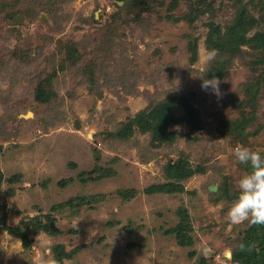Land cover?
I'll return each instance as SVG.
<instances>
[{
    "label": "rangeland",
    "instance_id": "obj_1",
    "mask_svg": "<svg viewBox=\"0 0 264 264\" xmlns=\"http://www.w3.org/2000/svg\"><path fill=\"white\" fill-rule=\"evenodd\" d=\"M262 1L0 0V264H41L54 245L81 247L71 264H250L234 252L263 225L226 213L250 171L232 149L264 157V88L254 103L248 94L261 70L237 58L219 97L201 77L215 60L209 24H231L242 3L259 18ZM175 96L200 125L155 143L139 115ZM166 183L178 187L155 189ZM41 222L57 232H36ZM18 225L31 249L6 230Z\"/></svg>",
    "mask_w": 264,
    "mask_h": 264
},
{
    "label": "trees",
    "instance_id": "obj_2",
    "mask_svg": "<svg viewBox=\"0 0 264 264\" xmlns=\"http://www.w3.org/2000/svg\"><path fill=\"white\" fill-rule=\"evenodd\" d=\"M253 1V0H251ZM157 2L155 0H140L139 6H150L155 9ZM255 4L263 5L262 0H255ZM199 18L198 13L193 12L187 15L186 19L190 23H194ZM264 22V15L256 17L249 9L248 5L242 3L241 8L236 12L233 22L230 24L222 25L218 22L212 21L209 24V31L207 35L206 45L209 50H218V55L212 63L209 75L211 78L222 77L229 74L233 62L237 58H244L246 55L251 56V67L253 70H261L260 74L255 77L251 83L253 89L248 87L249 103L258 101V96L264 88V31H256L252 36L249 35L252 28L260 26ZM253 28V29H254ZM193 59L198 57L197 44L192 47ZM246 87V89H247ZM43 92L42 90L40 93ZM39 93V94H40ZM43 97V93L40 94ZM242 104V102H241ZM184 106L186 109L185 115H179L174 111L176 106ZM141 122L146 124V128L150 129L155 143H161L166 140H171L174 133L170 131V127L177 126L183 123L191 124L195 129L200 125L199 111L190 103L188 98L184 96L170 97L164 101L148 107L139 115ZM176 168H173L174 170ZM181 177L187 178L195 173L193 169L181 167ZM178 186L175 183H166L157 185L156 190H174ZM189 225H179L177 232L180 234L181 243H185L188 236L183 237L184 230L188 229ZM41 229L57 232L48 223H40L36 228V232ZM6 230L9 233L18 236L22 240V245L25 249H31L33 246L34 238L30 236L29 229H21L20 226H7ZM261 230V231H260ZM260 231V232H259ZM259 232V233H258ZM36 234V233H35ZM186 238V239H185ZM241 245H244L243 250ZM81 247H76L75 251L70 253L62 245H54L53 255L58 264H64L67 258H71L77 250ZM234 258L237 261L249 262L250 264H264V225L259 228H253L246 233L244 240L234 252ZM40 264V263H32Z\"/></svg>",
    "mask_w": 264,
    "mask_h": 264
},
{
    "label": "clouds",
    "instance_id": "obj_3",
    "mask_svg": "<svg viewBox=\"0 0 264 264\" xmlns=\"http://www.w3.org/2000/svg\"><path fill=\"white\" fill-rule=\"evenodd\" d=\"M218 55V50L212 49L207 53V60L212 61ZM203 90H209L220 96V80L213 76L212 79L201 77ZM232 154L236 160L244 165H248L250 171L243 174L238 182V195L232 201L226 216L232 225H238L245 221L252 224L264 225V157L259 151H253L248 147L237 144L232 149ZM244 245H241L243 250ZM48 259L41 261V264H58L52 258L51 252ZM64 264H71L65 261Z\"/></svg>",
    "mask_w": 264,
    "mask_h": 264
},
{
    "label": "water",
    "instance_id": "obj_4",
    "mask_svg": "<svg viewBox=\"0 0 264 264\" xmlns=\"http://www.w3.org/2000/svg\"><path fill=\"white\" fill-rule=\"evenodd\" d=\"M214 190H216V189H214Z\"/></svg>",
    "mask_w": 264,
    "mask_h": 264
}]
</instances>
